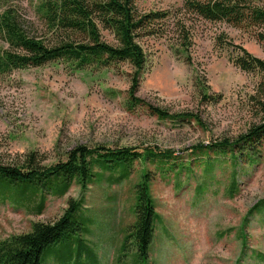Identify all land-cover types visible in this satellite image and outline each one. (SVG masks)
I'll return each instance as SVG.
<instances>
[{
    "label": "rangeland",
    "instance_id": "374dc122",
    "mask_svg": "<svg viewBox=\"0 0 264 264\" xmlns=\"http://www.w3.org/2000/svg\"><path fill=\"white\" fill-rule=\"evenodd\" d=\"M138 6L171 11L163 37L141 40L147 63L138 95L170 114L189 116L162 119L147 107L128 110V64L74 70L56 61L15 70L0 76V162H21L35 151L43 163L54 164L84 144L171 149L192 163L163 172L136 161L120 181L102 179L85 192L75 183L64 196L48 194L42 214L0 202V240L33 231L37 221L56 220L75 198L82 203L74 215L80 228L47 245L43 264H264V147L259 161L235 165L229 154L212 153L204 161L192 150L201 142L232 140L259 121L251 96L260 76L237 67L234 48L219 40L224 36L263 59L264 42L226 22L185 14L184 0H138ZM7 7L18 10L30 34H45L33 0H0V10ZM181 18L191 37L190 62L174 51ZM103 35L113 41L107 31ZM204 83L218 101L203 97ZM148 169L157 173L150 190L158 216L144 257L129 234Z\"/></svg>",
    "mask_w": 264,
    "mask_h": 264
},
{
    "label": "trees",
    "instance_id": "16d2710c",
    "mask_svg": "<svg viewBox=\"0 0 264 264\" xmlns=\"http://www.w3.org/2000/svg\"><path fill=\"white\" fill-rule=\"evenodd\" d=\"M34 10L43 22V35L30 34L14 7L0 10V76L15 70L42 66L61 61L74 70L89 68H116L128 64L130 86L126 106L130 111L147 107L149 112L162 119L185 118L188 114H170L152 105L138 95L147 54L141 44L146 37H163L168 31L170 10H142L138 0H33ZM185 14L197 15L212 22H226L251 33L264 42V0H184ZM181 41L175 54L190 62L187 50L191 46L189 30L181 18ZM107 31L113 41L104 38ZM222 45L234 48L233 63L247 72L260 76L255 94L251 96L259 121L253 123L234 139L198 143L192 146L193 154L202 155L204 161L215 155H230L234 165L241 161L251 164L259 161L264 147V59L253 55L242 45L220 37ZM203 97L218 101L219 94H209L205 83ZM136 161L150 162L158 171H172L183 160L171 149L106 145H77L67 153L65 160L45 164L37 152H30L23 161L0 162V202L11 201L35 214H42L47 195L64 196L73 184L82 191L102 179L117 182L131 175ZM167 168V169H166ZM107 172H110L107 176ZM156 172L148 169L138 186L137 221L129 237H135L138 250L148 257L153 239L154 223L158 216L151 193V181ZM232 177L231 193L236 188ZM263 200L259 201V205ZM78 199L70 198L64 213L52 222L37 221L33 231L0 240V264H43L44 248L57 242L66 232L80 228L74 218L81 207Z\"/></svg>",
    "mask_w": 264,
    "mask_h": 264
}]
</instances>
